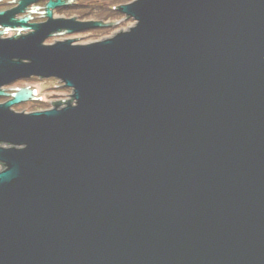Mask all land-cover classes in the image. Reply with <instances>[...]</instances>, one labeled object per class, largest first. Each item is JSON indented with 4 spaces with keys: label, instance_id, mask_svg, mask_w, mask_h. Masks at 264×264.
I'll return each mask as SVG.
<instances>
[{
    "label": "water",
    "instance_id": "95a60500",
    "mask_svg": "<svg viewBox=\"0 0 264 264\" xmlns=\"http://www.w3.org/2000/svg\"><path fill=\"white\" fill-rule=\"evenodd\" d=\"M42 1L0 13V264H264V0H135L51 46L119 23L15 20ZM32 78L71 99L15 112Z\"/></svg>",
    "mask_w": 264,
    "mask_h": 264
},
{
    "label": "rangeland",
    "instance_id": "374dc122",
    "mask_svg": "<svg viewBox=\"0 0 264 264\" xmlns=\"http://www.w3.org/2000/svg\"><path fill=\"white\" fill-rule=\"evenodd\" d=\"M102 1L103 0H84L81 4L87 5L90 3L93 4V6L97 7L100 6V4H102ZM134 1L135 0H133V2ZM93 9L94 8H90L87 6L78 9L79 10L78 12L82 14L94 13L93 14L94 16L97 15V13H99L98 17L104 20L106 15L104 14L101 15L100 13H105L106 11H104V9L102 8L96 10ZM124 19L125 17L122 16V18L110 22V23H119L118 26L108 29H98L92 35L91 34L75 35L72 37V39H79L78 43L82 45H88V44L100 42L105 39H109L114 35H116L117 33L129 30L135 25L132 20L125 21ZM62 86L63 85L56 80H41L37 78H32L30 80L19 81L9 87L4 88V90H6L5 92L7 93H12L15 90L23 89V88H30L34 91H37L38 95L36 97L40 100L39 102H30L13 108V110L17 113L31 114L35 112L48 111L53 109L54 105L52 103L69 101L71 99L72 91L63 88ZM5 102H7V99H0V104H3Z\"/></svg>",
    "mask_w": 264,
    "mask_h": 264
},
{
    "label": "flooded vegetation",
    "instance_id": "af4514ba",
    "mask_svg": "<svg viewBox=\"0 0 264 264\" xmlns=\"http://www.w3.org/2000/svg\"><path fill=\"white\" fill-rule=\"evenodd\" d=\"M20 1H22V0H12V1L2 0L0 2V13L11 11V10L18 8ZM69 1L70 0H63V2H65L66 4H68ZM83 1L84 0H75L72 4L67 5L66 7L51 10V12L53 14V20H65V21L75 20V22L78 24H85V23L107 24V23H104V22L99 21V20L89 19L87 17L88 13H86V14L79 13L78 9L88 6V5L86 6V5L81 4ZM47 4H48V0H45V1L39 2L35 5L28 6L27 8H25L23 14L17 15L15 17V20L30 18V21L28 22L29 26L44 25L49 20L45 15ZM17 29L20 30L21 28L19 27ZM3 30L4 29H2L0 27V32H2ZM97 30L98 29H94V30H89V31L77 33V34H68L66 31H61V32H58L56 34H53L44 43V45L51 46V45H54L56 43L65 42V41H69V40L75 41L76 45H82V44L78 43V40L72 39V37L75 35H81V34H89V35L91 34L92 35ZM30 33H31V31H24L21 33V36L28 35ZM16 35H17V32L14 30H11V31L7 32L6 35L2 37V39H9V38L15 37Z\"/></svg>",
    "mask_w": 264,
    "mask_h": 264
},
{
    "label": "trees",
    "instance_id": "16d2710c",
    "mask_svg": "<svg viewBox=\"0 0 264 264\" xmlns=\"http://www.w3.org/2000/svg\"><path fill=\"white\" fill-rule=\"evenodd\" d=\"M133 0H103L102 1V4H100V6H93V4H87L88 7L90 8H94L93 10H96V9H104V11H106L105 13H100L101 15L104 14L106 15L104 20L99 18L98 14L97 15H93L92 13L91 14H88V18L89 19H95V20H99V21H102L104 23H110L112 21H116L120 18H122V15L118 13L117 11V8L120 7V6H124V5H128L130 3H132ZM104 4V5H103ZM86 5V6H87Z\"/></svg>",
    "mask_w": 264,
    "mask_h": 264
},
{
    "label": "bare ground",
    "instance_id": "6f19581e",
    "mask_svg": "<svg viewBox=\"0 0 264 264\" xmlns=\"http://www.w3.org/2000/svg\"><path fill=\"white\" fill-rule=\"evenodd\" d=\"M36 92V95H38V92L37 91H35Z\"/></svg>",
    "mask_w": 264,
    "mask_h": 264
}]
</instances>
